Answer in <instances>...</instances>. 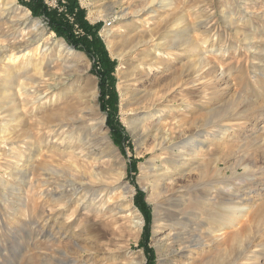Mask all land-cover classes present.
Instances as JSON below:
<instances>
[{
    "label": "rangeland",
    "instance_id": "rangeland-1",
    "mask_svg": "<svg viewBox=\"0 0 264 264\" xmlns=\"http://www.w3.org/2000/svg\"><path fill=\"white\" fill-rule=\"evenodd\" d=\"M13 1L14 6L3 7L0 4V46L4 47L0 52V90L5 84L10 65L22 66L29 58L37 61L44 59L42 72H48L47 77L54 78L56 84L51 91L64 99L58 108L61 106L64 110V107H70L71 110L65 112V120L56 122L61 127L59 134L74 133L72 135L90 152L87 160L55 156L53 167L70 171L72 168L68 161H74L79 170H85L88 161L89 167L94 165L97 169L107 171L108 161L113 162L116 174L123 173L120 187L115 191L121 192L125 185L129 186L134 191L131 200L137 211L140 213L134 204V197L138 192L150 210L147 247L152 250L153 261L150 263L145 248L141 246L145 228L141 213L143 225L139 231L132 227L124 215L112 219L99 217L98 221L90 220L84 224L82 220L85 215L77 214L76 225L69 227L61 219L53 220L47 205L43 214L47 216L48 222L45 228L42 227L43 214L37 190L30 191L24 185L32 171L37 174L38 164H34V170L30 169L28 173L27 165L19 161L17 165L16 159L2 156L0 152V178H5V184L0 186V264H55L57 250L67 251L71 247L72 238L65 237V229L79 235L74 241L82 248L79 253L72 247L69 254L72 257L80 254L83 256L81 259L87 261L86 264H115L137 257L142 258L143 264H264V0H99L96 3L99 4L98 10L105 15L94 22L87 17L89 8L82 5L81 0H76L90 26L101 24L97 36L114 62L115 111L113 108L101 109V92L107 93L109 88L105 86L103 90L100 89L99 75L92 70L94 64L95 70L100 72L99 64L63 38L57 37L44 16L34 17L24 3ZM66 1L44 0V3L48 9L63 13L66 12ZM26 10L28 20L23 15ZM120 11H123V15L115 14ZM72 15H66L69 22H73ZM144 16L156 18V38L159 37L160 42L166 39L173 41L179 37L184 39L182 41L186 47L183 45L185 50L182 59L174 61L171 58L172 64L166 67L168 70L156 72L153 69L149 74L147 60L150 44L134 47L128 42ZM226 16L229 21L225 19ZM38 26L44 36L37 37L28 47H24L25 41L32 39L33 32H37ZM108 28H112L113 34L117 36L113 35L111 39L116 48L114 55L110 54L102 36V31ZM73 33L76 36L83 35L76 24H73ZM49 37L57 41L58 45H52L48 41ZM205 39L208 41L206 44L203 41ZM188 41L197 42L201 49L199 53L207 58L206 63L198 69L193 65L196 57L191 53ZM214 41V50L211 51L206 45ZM60 42L65 44L66 50L58 55ZM43 50H46L44 56ZM33 74L29 71L23 77H34ZM179 74L182 77L179 78ZM139 76L142 83L133 82ZM141 88L151 89L154 93L171 92L169 106H177L182 101L180 108L171 111L170 116H178L185 135L197 128L199 131H209L218 128L217 125L226 124L228 131L224 134L222 130L219 134L215 133V138L199 154V162L191 166V170L197 168L198 164L203 168L209 161L218 160L219 169L229 176L225 181L228 185L225 191L224 185H218L222 190L215 192V206L206 207L201 197L204 191L200 189L207 181L200 175L201 168L193 172L190 170L179 180L176 187H180L181 193L175 196H182L181 202H176L174 195L165 200L162 194H152L151 186L155 181L154 174L150 172L153 166L149 164L152 154L145 152L142 155L151 146L152 140L146 139L143 145V138L140 139L133 126H130L134 125L131 122H135V118L132 115L130 118L125 110L121 111L120 106L121 95L130 97L135 89ZM50 111L46 107L42 112L39 110L35 117L30 112L23 116L27 122L16 132L22 136L20 143L27 141L22 159L29 157L33 144L43 146L42 135L35 130L32 122L39 117H48ZM108 115L112 116L113 124L117 127L120 125L118 129L125 137L119 144L106 125ZM101 116L105 118L104 129L100 126ZM212 116L222 121L219 120L216 125L209 124L214 120ZM103 133L107 140L102 139ZM27 134H30V138L23 140ZM47 162L51 163L50 160ZM21 166L27 170L26 175L29 174L26 179H21L16 172L15 175L7 176L8 172L14 171V167L19 169ZM141 167L144 170L141 171ZM226 199L228 203L222 201ZM226 206L232 210L234 218L239 216L244 206L249 207L245 217L237 218L240 219L235 227L238 229L237 234L210 246L191 249L190 253L177 254L180 243L170 244L171 241L166 239L168 234L189 232L209 241L208 229L218 228L223 223L221 218L214 219L212 212L215 209L212 208H220L216 212L223 218L221 207ZM59 224L65 225V228H60L58 232ZM80 224L85 229H79ZM51 234H55V240L51 239ZM188 241L193 245L195 243L193 238Z\"/></svg>",
    "mask_w": 264,
    "mask_h": 264
},
{
    "label": "bare ground",
    "instance_id": "bare-ground-1",
    "mask_svg": "<svg viewBox=\"0 0 264 264\" xmlns=\"http://www.w3.org/2000/svg\"><path fill=\"white\" fill-rule=\"evenodd\" d=\"M97 2H99V0H81L82 5L89 8L87 17L92 22L102 18V15H105L99 12V4L97 5ZM0 4L3 7L14 6V1L0 0ZM115 14L123 15V11H120V13L115 12ZM23 15L25 16L26 20H28V18L26 17L28 15L27 10ZM227 17L228 16H226L225 19ZM155 19L156 18L153 16H144V18L140 20L139 25H137L138 28L135 27L134 31H136L133 33L134 35L131 33L133 37L128 40V42H130L134 47L136 45H138L139 47L140 45L150 44L151 49L149 50L150 53L147 60V71L149 74L153 69H155L156 72L164 71L166 67L172 64V61H170L171 58L174 59V61L181 60V57L185 50V48L183 47V45L185 46V44L183 43L184 41H182L184 39H181L179 36V38H175V40L173 41L170 39H163L164 41L160 42V40H158L159 37L156 38L157 30L155 29V26L157 25L155 24L158 23H154ZM36 28V31L38 33L33 32L34 34L32 36V39L25 41L24 47H28L29 44L32 43V41L37 37L42 38L44 36L43 30H40L39 26ZM113 33L114 32L112 28H108L102 31V36L104 37L106 46L111 55H114L116 49L111 40L113 38V35L115 34ZM166 38H168V36ZM206 39L203 40L205 44L208 42L206 41ZM48 41H50L52 45H58V42H54L52 37H49ZM192 41H188L187 44L190 45L191 53H193L194 57H196L194 59L193 65L198 69L199 66L206 63L207 58L205 57V59L199 53L201 50L200 45L197 44V42L194 43ZM214 44L215 41L214 43L207 44L206 46L210 47L209 50L212 51L214 50ZM46 45L49 44L46 43ZM1 48L4 47L0 46V52ZM65 50V44L63 42H60L58 55L64 53ZM45 51L46 50L42 51V56H44ZM43 63L44 59L37 61L29 58V60L22 66L17 67L10 65V70L7 72V76L5 78V84L1 86L0 152H2V156L4 155L6 157L7 155L11 159H16V163L12 161L13 164H17L19 161L21 162L20 164H23L25 166L27 165L26 168H29L28 173L30 172V169L34 170V164H38V172L36 175L33 173V171L30 176L29 174L26 175L27 170L23 169L24 166H21V169L14 167V171L12 170V172H8L7 176L15 175L14 172H16V174L19 173L21 179L23 180L27 178L26 176H29L28 181L25 180L24 185L28 186L29 190H37L39 207L42 211V214L46 211V207L48 205L50 212H52L51 215L53 220L57 221L58 219H61L64 221L63 224H66L69 227L76 225L77 218H75V216L77 214L85 215L84 219L82 220L84 224H86V222L90 220L94 222L98 221L97 219L99 217L112 219L116 216L124 215V217L129 220L132 227L139 231L143 225V219L140 213L132 204L131 197L134 191L127 185H125L121 189V192L115 191L120 187L123 173L119 175L118 173L116 174V170L113 167V162L108 161L109 168L107 171L97 169V167L94 165L89 167L88 161V167H85V170L83 168L79 170V167L74 161H68L69 165L72 168L70 171L66 169H56L53 167L52 163H54L55 161V156L65 157L67 159L70 158L74 160H87L90 156V152L83 147L84 144L81 145L78 142L79 140L72 135L74 133L63 132L59 134V129L61 127H58L56 122L65 120V112L71 110L70 107H64V110L61 106L58 108L60 102L64 99L62 96H59L58 94H55L53 91H51L53 89L52 86L56 85L54 83L55 80L54 78L49 79L47 77L48 72H42V70L44 69ZM29 71H32L34 73L33 75L35 76L24 78L23 76H25V74H27ZM179 75V78L182 77L181 74ZM195 81H197V79H195ZM133 82L142 83L140 76L138 78L135 77ZM148 90L149 89L145 88H141L140 90L135 89L133 95H131L130 97H125L124 94L121 95L120 106L121 111L125 110L124 112H126L127 115H130V118L131 115L135 118V122H131L134 123V125H131L130 122L128 123L130 124V126H133V130L136 132L135 134L139 135L140 139L143 138V145L146 139L151 138V146L147 147L142 152V155L145 152L152 154V159L149 161V164L153 166L151 167L150 172L154 174L155 181L151 186V192L153 195H157V193L162 194V196L165 197V200H169L173 195L175 196L176 193H181L180 187H176L179 180L183 179L186 173H190L192 165H196L197 162H199V154H201L207 143L211 141V139L215 138V133L219 134L221 133L220 130H222V134H224V132L228 131V128L226 124L217 125L219 126L218 128L209 131H199L200 129L197 128V130L195 129L193 133L185 135V133H183L182 125H180V121L178 120V116H170L171 111L180 108L182 101L177 106H169L168 97L171 93L170 91V93L167 94V91L164 93L163 91L154 93L150 91L151 89L149 91ZM46 107H49L51 110L50 112H48L50 113L48 117H39L35 122H32L30 120L32 124L34 123L32 126L35 128V130L40 135H42V138L44 140L43 146L41 145L40 147L33 144V148L31 147V151H29V157L22 159L23 152L25 151L24 145H26L25 143H27V141H25L24 144L20 143L22 142V136L20 134H16V132L20 130V128L23 127L27 122V119H24L23 116L26 113L30 112V115L35 117L37 116L36 114L39 110H41L42 112V110ZM166 109L169 110L167 111ZM211 119L214 120L208 121H210L209 124L212 125H216L215 123L218 124L219 120L222 121L221 119H216V116H212ZM104 124L105 118L104 116H101L100 126L102 129H104ZM26 138L28 140L30 138V134L25 135L23 140ZM102 139H108L106 134L103 133ZM48 160H50L51 163L49 162L48 164ZM156 162H160V164L157 165ZM218 165V160H212L206 163L203 168L202 166H200V164H198L197 168L192 169L198 170L199 168H201L200 175L203 176L202 178H207V181L204 184L205 186L202 185L201 188L203 189H200L204 191L202 192L201 197L205 202L204 205L206 207L215 206V192L216 190H222V188L220 189V186H218L219 183H221V185H224L223 189L225 187H228L227 182L225 181L229 179V176L225 173H222V170L219 169ZM142 170H144V168L141 167V171ZM244 172L247 171L244 170ZM4 180L0 178L1 187L5 184ZM175 198L176 202L182 201V196H175ZM227 199L222 201L228 203ZM228 207L229 206H226L225 208L221 207L224 215L223 218L216 212V210L219 211L220 208H212L215 209L214 211L216 212H212L214 219L220 220L221 218L223 220V223H221L218 228L213 229L212 227V229H208L207 236H209V241H204L201 236L192 235L193 233L189 232L175 235H172L170 233L167 235L166 239L171 241L170 244L179 242V250L174 251H176L177 254H184L192 252L191 249L199 247L203 248L208 245L210 246V244H215L219 240L227 238V236L230 237L232 234H237L236 231L238 229L236 230L235 227L237 226V221L240 220H238L237 218L245 217V213L249 210V207L244 206L242 208L240 206L242 210H239L240 214L239 216H237V218L232 217L231 213L233 212ZM155 213V216L157 218V209ZM212 214L209 213L211 218H213ZM44 215L45 214L41 216L42 227H44L48 222L47 216ZM112 224L116 225L114 222ZM64 226L65 225L59 224L58 232L61 230L60 228H62L63 230V228H65ZM78 228L85 229L84 225L82 226L81 224ZM66 233L67 236H65ZM65 235V237H69L70 239L72 238L70 242V248L72 249L73 247L74 251L75 249H77L79 253H81L82 248L77 242L74 241V238L79 235L76 234V232L71 231L70 229H65ZM50 236L51 239H56L55 234H51ZM60 236L61 234H59V237ZM191 238H193V242H195L194 245L191 244V241H188V239L190 240ZM70 248L67 249V251H62L60 249L57 250V256L56 258H54L55 264H86L87 261H83L81 259L83 256H81L80 254H77L78 256L76 257H72L68 252ZM130 259L127 262H123L121 260L120 262H117L115 264H143L142 258L140 257L132 258L131 260Z\"/></svg>",
    "mask_w": 264,
    "mask_h": 264
},
{
    "label": "trees",
    "instance_id": "trees-1",
    "mask_svg": "<svg viewBox=\"0 0 264 264\" xmlns=\"http://www.w3.org/2000/svg\"><path fill=\"white\" fill-rule=\"evenodd\" d=\"M30 10L34 17L44 16L51 31L57 37L63 38L66 43L75 49L84 52L90 59L99 64L100 72L96 71L93 64V71L97 72L100 78V89L106 86L109 88L107 93L101 92V109L116 110V92L114 90V62L110 60L108 53L97 36V30L101 26L100 23L90 26L84 19L83 11L78 8L76 0L66 1V12L58 13L56 10L48 9L44 0H20ZM73 14V22H69L66 15ZM73 24H76L83 32V35L76 36L73 33ZM106 97V99H105ZM112 116L108 115L106 125L110 129L111 134L115 137V141L119 144L125 137L122 135L120 125L113 124ZM134 204L142 214L145 221V228L142 235V244L152 263V250L148 249V229L150 222V210L142 201V194L138 192L134 197Z\"/></svg>",
    "mask_w": 264,
    "mask_h": 264
}]
</instances>
